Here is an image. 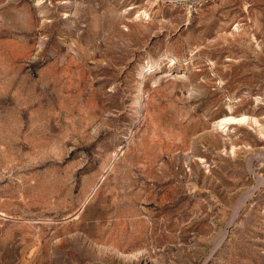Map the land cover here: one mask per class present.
I'll return each mask as SVG.
<instances>
[{
  "label": "rangeland",
  "instance_id": "1",
  "mask_svg": "<svg viewBox=\"0 0 264 264\" xmlns=\"http://www.w3.org/2000/svg\"><path fill=\"white\" fill-rule=\"evenodd\" d=\"M0 264H264V0H0Z\"/></svg>",
  "mask_w": 264,
  "mask_h": 264
},
{
  "label": "bare ground",
  "instance_id": "2",
  "mask_svg": "<svg viewBox=\"0 0 264 264\" xmlns=\"http://www.w3.org/2000/svg\"><path fill=\"white\" fill-rule=\"evenodd\" d=\"M227 118V117H226ZM244 117H239V118H233V117H230V118H228V119H234V121H237V120H242ZM224 119V118H223ZM236 119V120H235ZM222 123H225V120H216L215 122H214V124H213V126H214V129H220L221 127H222ZM250 164V163H249ZM246 198V197H245ZM240 201V200H239ZM244 201V199L242 198L241 199V202H243ZM238 208V207H237Z\"/></svg>",
  "mask_w": 264,
  "mask_h": 264
}]
</instances>
